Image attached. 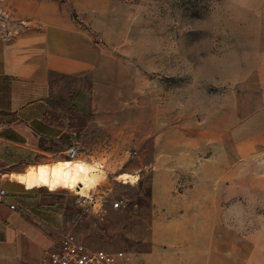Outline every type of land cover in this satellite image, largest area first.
<instances>
[{
	"label": "rangeland",
	"instance_id": "rangeland-1",
	"mask_svg": "<svg viewBox=\"0 0 264 264\" xmlns=\"http://www.w3.org/2000/svg\"><path fill=\"white\" fill-rule=\"evenodd\" d=\"M20 1L0 0V43L30 20L17 14ZM95 4V14L71 8L69 18L102 57V83L92 97L88 79L51 75L54 103L65 107L76 94L91 123L75 148L106 172L91 190L95 203L84 206L67 190H25L9 169H0L3 187L15 193L18 185L55 212L60 234L107 252L148 239L155 194L179 205L204 201L230 231L264 232V8L254 15L227 0ZM236 51L250 55L233 77L225 64ZM14 156L0 146V162ZM123 173L135 183L123 184Z\"/></svg>",
	"mask_w": 264,
	"mask_h": 264
},
{
	"label": "crops",
	"instance_id": "crops-1",
	"mask_svg": "<svg viewBox=\"0 0 264 264\" xmlns=\"http://www.w3.org/2000/svg\"><path fill=\"white\" fill-rule=\"evenodd\" d=\"M95 1H20L17 14L30 20L0 43V146L16 154L13 163L0 162V169L20 174L64 160L90 131L76 94H68L65 107L54 103L51 75L88 79L92 97L102 83V57L69 18L71 8L95 14ZM16 186L15 193L7 191L16 209L0 203V264H49L45 251L61 231L55 212ZM154 198L148 239L130 245L125 264H263L264 232L230 231L204 201L179 205Z\"/></svg>",
	"mask_w": 264,
	"mask_h": 264
},
{
	"label": "bare ground",
	"instance_id": "bare-ground-1",
	"mask_svg": "<svg viewBox=\"0 0 264 264\" xmlns=\"http://www.w3.org/2000/svg\"><path fill=\"white\" fill-rule=\"evenodd\" d=\"M105 174L98 162L69 159L29 166L22 173H11L8 177L25 190H67L80 197H88L91 190L105 179ZM118 179L123 184H134L136 181L135 176L126 173L119 175Z\"/></svg>",
	"mask_w": 264,
	"mask_h": 264
},
{
	"label": "built area",
	"instance_id": "built-area-1",
	"mask_svg": "<svg viewBox=\"0 0 264 264\" xmlns=\"http://www.w3.org/2000/svg\"><path fill=\"white\" fill-rule=\"evenodd\" d=\"M67 159H79L78 149L69 147ZM79 199L84 206L93 205L96 201L92 193H89L88 197L79 196ZM0 203L7 204L12 210L16 209L2 183H0ZM112 208L115 210L121 208V202H114ZM45 255L49 264H125V252H107L90 248L70 233L59 234L58 242L46 249Z\"/></svg>",
	"mask_w": 264,
	"mask_h": 264
},
{
	"label": "clouds",
	"instance_id": "clouds-1",
	"mask_svg": "<svg viewBox=\"0 0 264 264\" xmlns=\"http://www.w3.org/2000/svg\"><path fill=\"white\" fill-rule=\"evenodd\" d=\"M231 8L239 13H252L256 14L259 9L264 8V0H227ZM240 17H234L239 20ZM256 42L252 41L250 47H255ZM248 51H236L226 61L225 68L233 76L238 77L241 75L245 68L246 61L249 57ZM264 229V217L258 221L257 230Z\"/></svg>",
	"mask_w": 264,
	"mask_h": 264
}]
</instances>
